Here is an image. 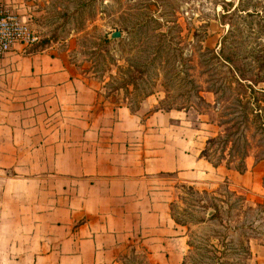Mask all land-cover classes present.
I'll return each instance as SVG.
<instances>
[{"label":"crops","instance_id":"0c3cea01","mask_svg":"<svg viewBox=\"0 0 264 264\" xmlns=\"http://www.w3.org/2000/svg\"><path fill=\"white\" fill-rule=\"evenodd\" d=\"M25 46L0 57L13 98L0 109V170L14 173H0V264H112L133 238L181 246L178 186L212 170L202 130L186 114L102 99L58 56Z\"/></svg>","mask_w":264,"mask_h":264},{"label":"rangeland","instance_id":"374dc122","mask_svg":"<svg viewBox=\"0 0 264 264\" xmlns=\"http://www.w3.org/2000/svg\"><path fill=\"white\" fill-rule=\"evenodd\" d=\"M0 1L14 14L26 16L37 35L34 44L25 46L27 51L53 53L72 72L92 84L102 99L133 106L141 115L159 107L173 110L182 118L186 114L192 125L197 122L201 126L203 150L208 146V139H213L221 127L217 125L213 106L203 103L199 112L188 101L199 102L195 94L198 87L205 90L210 80L222 74L223 68L213 52H220L224 36H229L228 49L230 43L236 46L235 51L250 67L259 76L264 74V0H226L232 3L227 6L234 11L231 18H222L226 13L225 0ZM236 6L239 11L235 10ZM116 31L122 35L112 38L111 34ZM156 46H160V62L150 64V56H153L150 52ZM130 79L136 84H125ZM260 86L264 87V83ZM200 94L214 104L213 93L201 91ZM9 100L13 98L6 94L4 85H0V102L8 104L0 105V109L11 108ZM16 104L20 106L21 102ZM25 114L26 119H32L29 111ZM208 154L214 161L219 156V152L209 151ZM258 157L256 151L250 153L244 172L238 171L235 163L227 166L226 159L219 167L210 163L212 170L206 182L194 187L202 191L200 195L194 194L188 185L178 186L172 209L181 222L187 223H179L185 235L181 246L166 240L157 247L152 241L133 238L117 249L112 264H123L121 255L132 243L146 246L155 264H182L190 253L188 241L195 239L194 233L213 235L220 228L218 220L197 221L210 217L207 204L220 203L226 187L245 195L251 204L264 201V161L260 162ZM0 173L4 177L14 175L12 170H0ZM205 190L216 194L210 197ZM229 211V208L223 211L225 219H235V214ZM257 215L254 226L247 231L254 238L251 242L253 258L260 245H264V223ZM240 218L244 220L243 216Z\"/></svg>","mask_w":264,"mask_h":264},{"label":"trees","instance_id":"16d2710c","mask_svg":"<svg viewBox=\"0 0 264 264\" xmlns=\"http://www.w3.org/2000/svg\"><path fill=\"white\" fill-rule=\"evenodd\" d=\"M228 5H232V3L225 0L223 8L226 13L222 18H231L234 15L232 8H227ZM235 10L239 11L240 9L236 6ZM230 32L233 33V29ZM228 38V35L224 36L219 53L213 52L214 58L220 62V66L223 68L222 74L210 80L205 90L202 89V86L198 87L195 94L199 102H188L192 103L191 107L196 106L198 111L201 109L199 106H202L203 103L213 106L218 118L217 125L221 127L213 139H208V146L201 155L212 163L213 167H219L226 159L227 166L235 163V168L244 172L246 159L252 151L259 154V161L264 160V87L260 86L261 83H264V74L259 76V73L250 67V63L235 51L236 46L230 43V49H228ZM160 53V46L152 48L150 54L153 56H150L152 57L150 64L160 62ZM193 82L196 84L195 81ZM126 83L136 84L132 79L125 81ZM201 91L211 92L215 95L213 105L206 101L200 94ZM128 107L132 112H135L133 106L128 105ZM166 111H170V109H166ZM193 127L201 128L197 122L193 124ZM214 146L216 148H213ZM209 151L219 152L215 161L208 154ZM262 179L264 186V175ZM194 187L188 186L187 188L194 194L200 195L202 191L195 190ZM224 191V199H221L220 203L207 204L208 212L213 211L212 215L197 221L203 223L206 220H218L220 228L213 235L206 233L201 236L202 233H194L193 238L195 239L188 241L190 253L184 257L182 264H257L251 249V242L254 238L249 236L247 231L254 226L256 213L264 223V201L251 204L245 195L229 190V187H226ZM204 193L210 197L216 194V192L210 194L207 190ZM227 208L230 209L229 212L235 214V219L227 216L225 219L223 211H226ZM172 216L177 223L187 224L181 222L174 215L173 209ZM241 216L244 217V220H240ZM150 255L151 252L146 246L132 243L127 246L126 252L121 255L120 259L123 264H155Z\"/></svg>","mask_w":264,"mask_h":264},{"label":"built area","instance_id":"2783aa9c","mask_svg":"<svg viewBox=\"0 0 264 264\" xmlns=\"http://www.w3.org/2000/svg\"><path fill=\"white\" fill-rule=\"evenodd\" d=\"M28 22L26 16L14 14L0 1V57L16 44L32 45L38 40Z\"/></svg>","mask_w":264,"mask_h":264},{"label":"water","instance_id":"95a60500","mask_svg":"<svg viewBox=\"0 0 264 264\" xmlns=\"http://www.w3.org/2000/svg\"><path fill=\"white\" fill-rule=\"evenodd\" d=\"M121 35H122V33H121L120 31H116V32H113V33L111 34L112 38H118V37H120ZM212 213H213V211H210V212H209V216L212 215Z\"/></svg>","mask_w":264,"mask_h":264}]
</instances>
